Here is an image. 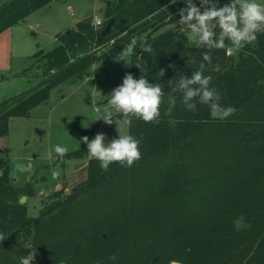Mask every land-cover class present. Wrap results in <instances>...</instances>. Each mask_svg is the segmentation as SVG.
Here are the masks:
<instances>
[{
	"label": "trees",
	"instance_id": "1",
	"mask_svg": "<svg viewBox=\"0 0 264 264\" xmlns=\"http://www.w3.org/2000/svg\"><path fill=\"white\" fill-rule=\"evenodd\" d=\"M51 1L6 0L0 33ZM181 6L180 0H114L101 25L83 19L60 34L53 49L37 50L31 58L42 62L36 69L44 76L0 101V137L8 134L11 117H27L53 86L81 80L106 54L118 57L132 37L146 38L154 53L132 57L141 71L131 64L130 73L161 80L167 97V81L177 72L190 76L207 64V49L195 47L177 24ZM100 48L106 51L96 55ZM228 48L211 50L205 74L221 103L235 107L231 117L214 120L200 104L186 111L178 99L174 126L166 103L159 123L133 118L128 134L140 139L141 158L108 170L89 160L86 178L37 217H28L9 159L0 156V264H18L35 248L38 264H264V33L231 54ZM216 64L221 71H212Z\"/></svg>",
	"mask_w": 264,
	"mask_h": 264
},
{
	"label": "rangeland",
	"instance_id": "2",
	"mask_svg": "<svg viewBox=\"0 0 264 264\" xmlns=\"http://www.w3.org/2000/svg\"><path fill=\"white\" fill-rule=\"evenodd\" d=\"M5 1L0 0V4ZM111 1L114 0H52L0 33V101L24 93L43 78L44 69H36L42 62L31 58L33 53L53 49L60 42V34L75 29L83 19L98 18L103 23V13ZM181 32L187 40L194 41L190 32ZM105 51L100 48L96 55ZM116 58L106 54L91 65L90 73L81 80L53 86L47 99L33 107L27 117L10 118L8 134L0 137V156L9 159L12 183L19 188V196L25 197L22 204L28 217H37L44 206L86 178V166L94 158L87 150L82 151V137L91 140L103 132L109 141L118 136V131L128 134V124L118 117V123L112 124L98 118L109 107L108 94L130 73L131 65ZM56 144L68 148L63 157L54 152ZM56 170L60 175L53 177Z\"/></svg>",
	"mask_w": 264,
	"mask_h": 264
},
{
	"label": "clouds",
	"instance_id": "3",
	"mask_svg": "<svg viewBox=\"0 0 264 264\" xmlns=\"http://www.w3.org/2000/svg\"><path fill=\"white\" fill-rule=\"evenodd\" d=\"M177 2L178 0H169L170 4ZM180 3L182 6L178 8L177 24L185 34L191 33L195 47L207 49L202 53L203 61L207 64L201 62L190 76L177 72L175 79L167 81V88L171 89L167 97L161 80L159 83L150 81L147 72L139 78L126 73L122 77V83L108 94L106 104L109 107L98 116L106 124H112L113 121L118 123L117 115L128 125L133 118L145 123H159L161 106L166 103L164 114L169 116L168 123L174 126L175 120L171 118V113L178 99L186 111H196L198 104L207 106L210 117L218 121H225L235 113V107L221 103V93L210 86L212 76L206 75L205 70L212 62L211 50L225 49L226 44H230L232 51H238L246 44L253 43L258 33H264V0H227L226 3L221 0H180ZM138 49L141 50L139 54ZM143 53L153 54L152 45L146 38L138 41L136 37H132L116 59L126 65L136 64L141 71L140 64L131 58ZM212 71H221L220 65H213ZM164 72L165 69L160 68L159 79ZM176 93H179V97ZM118 133L117 137L109 141H106V134L103 132H98L91 140L87 136L81 138L90 158L97 160L103 170H108L110 164L117 162L123 167H131L141 158L140 139L131 134ZM53 150L61 157L68 152V148L61 144L54 145ZM52 175L58 177L60 173L56 170ZM2 239L0 236V240ZM18 264H38L36 248L19 257Z\"/></svg>",
	"mask_w": 264,
	"mask_h": 264
},
{
	"label": "built area",
	"instance_id": "4",
	"mask_svg": "<svg viewBox=\"0 0 264 264\" xmlns=\"http://www.w3.org/2000/svg\"><path fill=\"white\" fill-rule=\"evenodd\" d=\"M92 22H93V24H94L95 26H98V25L101 24V21H100L98 18H94V19L92 20ZM226 53H227V54L232 53L231 48H228L227 51H226Z\"/></svg>",
	"mask_w": 264,
	"mask_h": 264
},
{
	"label": "water",
	"instance_id": "5",
	"mask_svg": "<svg viewBox=\"0 0 264 264\" xmlns=\"http://www.w3.org/2000/svg\"><path fill=\"white\" fill-rule=\"evenodd\" d=\"M24 201H25V197L22 196V197L20 198V202L23 203Z\"/></svg>",
	"mask_w": 264,
	"mask_h": 264
}]
</instances>
